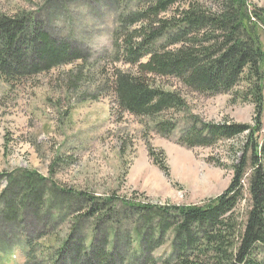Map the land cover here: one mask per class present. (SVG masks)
Masks as SVG:
<instances>
[{
	"label": "rangeland",
	"instance_id": "obj_1",
	"mask_svg": "<svg viewBox=\"0 0 264 264\" xmlns=\"http://www.w3.org/2000/svg\"><path fill=\"white\" fill-rule=\"evenodd\" d=\"M148 1L0 0V12L7 16L28 13L31 25L41 24L53 39L72 41L80 56L71 64L14 83L0 77V264L27 262V242L18 230L24 233L23 229L30 226L36 233L32 238L38 237L39 250L57 249L65 241L73 251L76 238L90 247L104 238V233L95 232L98 227L106 229L105 233L113 229L110 241L114 238V255L120 254L113 258L117 264L132 253L139 256L142 235L149 239L153 235L151 227L156 228L161 220L147 214L144 208L148 204L168 208L167 219L173 223L174 206H207L222 196L234 177L233 166L241 160L246 166L242 168L243 197L233 219L238 221L236 230H244L251 206L248 181L253 170V145L257 144L258 151L264 140V102L257 114L255 105L244 99L249 69L231 90L211 94L194 91L178 78L147 74L152 77V86L180 93L184 102L179 111L136 116L117 103L112 84L116 73L139 72L137 65L126 63L118 21L129 10L143 11ZM221 1L181 0L165 17L177 16L189 3L215 11ZM242 1L246 12L243 23L262 51L264 66V0ZM144 23L132 25L130 31ZM174 33L169 31L158 43L165 45ZM31 52L28 55L33 57ZM160 121L176 123V129L164 135ZM234 123L254 127V142H249L250 132L213 141L205 127ZM194 126L204 129L202 137L210 144L192 147L185 138L180 141ZM25 171L44 180L38 190H44L45 196L55 202L51 208L50 204L37 207L28 197L31 190L25 186L29 178ZM12 196L24 203L23 222L20 216L15 221L3 218V202ZM33 207L38 214L39 210L47 212V218L37 221ZM92 210L93 215L88 216L86 212ZM174 233L166 230L163 243L153 249L158 260L170 253ZM157 237L153 236V244ZM13 239L22 242L13 243ZM256 247L255 260L264 264V248ZM86 255L81 252L78 264L91 258ZM42 258L44 255H39V262ZM70 258L68 253L67 264H72ZM174 263L175 258L170 259L169 264ZM126 264L132 263L127 260Z\"/></svg>",
	"mask_w": 264,
	"mask_h": 264
},
{
	"label": "trees",
	"instance_id": "obj_2",
	"mask_svg": "<svg viewBox=\"0 0 264 264\" xmlns=\"http://www.w3.org/2000/svg\"><path fill=\"white\" fill-rule=\"evenodd\" d=\"M180 2L181 0H149L143 11L134 12L132 9L127 11L128 14L120 16L117 29L124 42L122 48L126 63L137 65L139 72L137 75L124 71L116 73L117 78L112 84L118 105L136 116L154 117L169 110L179 111L184 102L180 93L152 86V75L178 78L194 91L211 94L231 90L235 83L242 80L241 77L248 68L245 78L248 87L244 99L254 104L256 113L259 114L264 102V66H261L263 58L255 38L247 32V26L243 23L246 18L245 2L222 0L215 11H206L199 4L189 3L185 10L177 13L178 17H165ZM30 19L28 13L22 11L13 16L0 12V77L6 82L14 83L33 74L50 72L80 59L72 41L51 38L41 24L31 25ZM139 22L145 23L130 31V27ZM30 27L32 33L29 32ZM169 31L176 33L168 37L165 45L159 44L158 41L167 37ZM32 50L34 58L28 55ZM147 74L151 76L148 78ZM257 118L259 120L258 115ZM160 122L164 135H170L176 129V123ZM205 127L213 141L220 137L230 138L250 132L249 142H254L252 132L255 128L250 124H211ZM202 130L194 126L189 132L186 130L180 141L185 138L188 146L192 147L210 144L208 138L202 137ZM253 147V170L248 181L251 206L243 231L239 230L240 227L236 230L238 221L233 219L243 197L242 168L246 166L241 160L233 166L234 177L222 196L207 206H174L176 215L173 223H169L167 219L170 215L168 208L148 204L144 210L152 218L161 217L160 222L158 221L156 228L151 227L153 235L149 239L145 240L141 234L142 242L139 241L137 247L141 255L131 252L127 259L120 256L118 263L126 264L130 260L132 264H169L170 259L175 258L174 264H259L255 260L256 246L261 245L264 248V140L258 151H255L257 144ZM160 168L164 169V165ZM25 177H29L25 186L31 190L28 197L34 205L43 207L50 204L51 208L55 202L45 196L44 190H38L43 186L44 180L27 172ZM16 185H19L17 181ZM10 193L16 195L14 191ZM2 206L5 221H15L20 216L23 222L25 215L22 211L26 208H23L24 203L18 196L6 198ZM33 208L36 211L32 213L37 221L42 217L47 218V212L39 210L38 214L37 208ZM93 212L92 210L86 214L92 216ZM30 229L31 226L25 227L24 233L18 230L22 240L27 242L25 257L28 264H67L68 253L72 255V264H78L81 252H84V256L87 254L91 257L85 264H117L114 259L120 254L114 255V238L110 241L113 229L105 233L106 229L96 227L97 235L104 233V238L100 242L94 241L90 247L82 239L76 238L73 251L67 247L68 243L65 241L57 249L39 250L38 237L32 238L36 233ZM166 230L168 233L172 230L175 232L173 253L158 260L152 252L163 243ZM155 234L158 237L153 244L151 240ZM22 240L13 239L12 242L21 243ZM39 255H44L41 262Z\"/></svg>",
	"mask_w": 264,
	"mask_h": 264
}]
</instances>
